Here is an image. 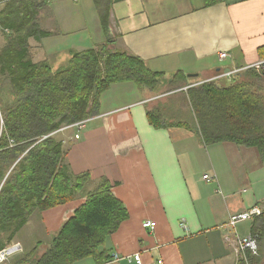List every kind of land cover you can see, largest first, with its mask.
<instances>
[{
    "label": "crops",
    "instance_id": "obj_1",
    "mask_svg": "<svg viewBox=\"0 0 264 264\" xmlns=\"http://www.w3.org/2000/svg\"><path fill=\"white\" fill-rule=\"evenodd\" d=\"M51 7L45 23L55 34L41 41L30 39L40 44L54 66L65 61L71 50L97 48L109 41L98 15L89 28L82 7L65 5L57 11L56 2ZM109 29L110 49L127 50L154 71L197 73L192 84L264 59V0H219L209 5L205 0H115ZM67 35L73 39L65 45V53L51 58L56 55L52 52L56 42L51 39ZM221 51L227 57L219 58ZM164 90L165 84L150 91L133 83L130 97L122 104L102 95L99 113L87 119L79 138L70 135L64 147L65 171L71 175L89 171L88 189L107 178L112 193L128 211L105 240L110 257L103 264H238L247 260L246 252L237 251L238 239L255 234V221L262 213L235 226L228 219L252 206L264 211V159L256 146L229 141L206 144L196 130L190 106L187 117V113L176 115L185 105L186 94ZM171 94L174 101L168 104L167 98L161 103L169 122L188 119L192 127L157 128L149 123L147 109ZM87 151L93 156L91 164ZM204 174L216 179L207 181ZM84 201L83 195H75L67 203L34 211L12 242L0 248L14 247L1 264H33ZM145 220L154 221V228L143 227ZM259 247L264 249V239L259 244L257 237L256 252L248 250L255 254ZM113 255L118 258L112 259ZM73 264L97 263L88 257ZM260 264H264L263 255Z\"/></svg>",
    "mask_w": 264,
    "mask_h": 264
},
{
    "label": "trees",
    "instance_id": "obj_2",
    "mask_svg": "<svg viewBox=\"0 0 264 264\" xmlns=\"http://www.w3.org/2000/svg\"><path fill=\"white\" fill-rule=\"evenodd\" d=\"M114 1L92 0L104 33L110 27ZM215 1L219 0H205V5ZM0 2L4 34L0 84H8L11 97L0 104V248L12 242L34 211L83 195L84 203L61 225L33 264H73L88 257L97 264L108 261L105 240L127 218L128 211L112 193L107 178L88 189L89 171L75 175L65 171L63 141L51 133L98 114L101 97L112 84L132 82L150 91L165 84V93L184 86L181 93L186 94L189 105L185 96L181 109L188 115L190 106L196 130L206 144L229 141L256 146L264 159V89L259 86L264 72L248 69L236 72L239 78L231 83L209 78L192 84L185 72L167 75L154 71L127 50L107 48L109 41L97 48L71 50L64 63L54 66L48 57L34 60L29 44L30 38L41 41L55 34L41 21L49 0ZM173 95L156 99L155 106L147 109L154 127H192L188 119L169 122L167 108L161 103L167 98L168 104L174 101ZM261 213L253 229L259 244L264 239V211ZM245 252L247 260L238 264L261 263L262 247L255 254L248 249Z\"/></svg>",
    "mask_w": 264,
    "mask_h": 264
},
{
    "label": "rangeland",
    "instance_id": "obj_3",
    "mask_svg": "<svg viewBox=\"0 0 264 264\" xmlns=\"http://www.w3.org/2000/svg\"><path fill=\"white\" fill-rule=\"evenodd\" d=\"M81 1H82V3L79 5L78 3L74 2L73 0H68V2H66V0H49L50 4L48 5L47 9L41 14V21H42L44 27L48 28L46 26L47 24L45 22L48 19H50L47 16L49 14H51V10H52L51 5H53V3H55V2L57 4V11L60 10L61 7L65 6V5H69L70 7H73V8L82 7L84 20L87 23V26L91 27L92 24H93V17H97V13L95 11L94 5L92 3V0H80V2ZM83 1H84V4H83ZM0 5H1V2H0ZM49 10H50V13H49ZM55 25L56 24H53L52 26H55ZM56 27H58V26L56 25ZM57 34H59V33H57ZM72 39H73L72 35H67L64 38H60V37L58 38V36H57L54 39H51V41L54 40L56 42L55 43L56 48H55V50H52V52H55L56 55H54V53H53V56L51 58H53V57L57 58L58 56H62V54L65 53V45L68 43V41H71ZM29 40H30L29 44L31 46V51H33V53H34L33 59L34 60H39V59H42V58H46L47 55L45 54L44 49L40 48L41 47L40 44L36 43L32 39H29ZM3 42H4V34L0 30V46H1V44ZM48 42H49V40H48ZM48 46H49V44H48ZM53 48L54 47L52 46L51 49H53ZM107 48H109V46H107ZM48 58H49V56H48ZM63 58L64 57L60 58L61 61L63 60ZM64 62L65 61H62L61 64L64 63ZM58 65H56V66H58ZM244 67H246V66H243L242 69H238V71L243 72V71H247L248 69H253V71H257V72L262 71L260 69L254 68V67H251V68L248 67V68H245V69H244ZM234 69L235 68L230 69V70H228L226 72H230V71H232ZM236 72L237 71H235V73H230L229 75L222 74V75H219V76H215V77H213V79L216 78L217 81H223V82H220V83H231V81L233 79L239 78V77L236 76L237 75ZM170 73H172V71H166L167 75L170 74ZM188 73L189 72H187L186 74H188ZM0 77L2 79L3 76L0 75ZM190 80H195V79H194V77H190ZM251 83H254V82L252 81ZM255 83H254V85H255ZM259 86H262L263 89H264V82H261V84ZM132 88H133V83H131V82H129V83H127V82L116 83V84L112 85L109 90L105 91L103 96H105L107 101H110L111 103L122 104V103L126 102L128 97H130V94H131L130 90H132ZM8 92H9L8 84H0V101H1L0 104H5V103L10 101L11 97L9 96ZM159 98H161V97H159ZM177 103H178V100H176L175 104L177 105ZM176 115L177 116H183L184 115V109H178V112H177ZM187 116L188 115H184V117H187ZM71 129H72V126H67L66 125L65 127L64 126L62 127V130H58L57 132L55 131L54 133H51V134H53L59 140L63 139V141H64L63 144L65 143L64 147L66 148L68 146V141L70 142V140H71L70 139V135H73L72 132H71L72 131ZM101 150H104L103 146L101 147ZM85 155L87 156V158H86L87 161L90 162L89 164H91L92 161H93L92 160L93 156L91 154V151H87L85 153ZM94 185H95V183H93L91 185V187L94 188ZM25 232L27 234V230L26 229H25ZM22 236H23V234H22ZM16 250H18V249H16ZM3 261H1L0 264Z\"/></svg>",
    "mask_w": 264,
    "mask_h": 264
},
{
    "label": "built area",
    "instance_id": "obj_4",
    "mask_svg": "<svg viewBox=\"0 0 264 264\" xmlns=\"http://www.w3.org/2000/svg\"><path fill=\"white\" fill-rule=\"evenodd\" d=\"M218 55H219V58L227 57V53L225 51L219 52ZM245 66L246 67H244V69L248 68V67H250V68L254 67L256 69L262 70L260 72H264V59L258 60L254 63L248 64ZM242 67H235L234 70H232L230 72H226L225 75H229L230 73H235V71L238 72V69H242ZM86 121H87V119L72 123L70 125H67V126H72V129L74 128V130H76V132H74V134H73L74 138H76V139L79 138V133H80L79 131L85 126ZM59 130H62V127ZM203 178L206 179L207 181L212 180V178L216 179L215 176L211 177L208 174H204ZM261 212H262V209L260 206H252L249 209H247L241 213H235V214L230 215L229 219H228V224H230L231 226H235L236 223L243 221V220H246V219H249L255 215H259ZM142 225L145 228L153 229L155 226V222L150 221V220H145V221H143ZM247 249H249L253 252H256V250H257V235H255V234L254 235H248L246 237H241L238 239L237 251L239 253L243 254ZM13 250H14V247L13 248H7V250H4V251L3 250L0 251V262L3 261L4 259H6L13 252ZM134 257L136 260H139L138 254H136ZM117 258H118L117 255L112 256V259H117Z\"/></svg>",
    "mask_w": 264,
    "mask_h": 264
},
{
    "label": "water",
    "instance_id": "obj_5",
    "mask_svg": "<svg viewBox=\"0 0 264 264\" xmlns=\"http://www.w3.org/2000/svg\"><path fill=\"white\" fill-rule=\"evenodd\" d=\"M111 36H112L111 29H109V30H108V33H107V39H108L109 41H112ZM187 76L195 77V76H197V73H188Z\"/></svg>",
    "mask_w": 264,
    "mask_h": 264
}]
</instances>
